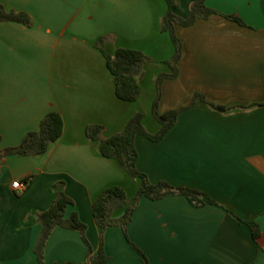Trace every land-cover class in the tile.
<instances>
[{
  "label": "crops",
  "instance_id": "crops-1",
  "mask_svg": "<svg viewBox=\"0 0 264 264\" xmlns=\"http://www.w3.org/2000/svg\"><path fill=\"white\" fill-rule=\"evenodd\" d=\"M187 18L196 0H176ZM7 10L26 12L32 25L0 21V151L19 145L42 119L58 111L62 137L42 155L0 161V264H39L34 247L42 226L37 215L59 191L74 200L87 225L89 244L75 229L57 226L45 246L46 264H93L101 230L93 202L111 186L133 198L141 186L118 162L104 157L86 136L90 124L104 126V137L121 131L137 112L157 133L151 114L155 80L168 72L174 54L169 33L161 32L167 0H0ZM222 14H236L241 26L222 15L176 26L183 54L179 75L162 84V112L182 107L201 93L221 111L199 101L183 111L158 142L137 135V166L153 183L166 181L205 193L217 204L193 205L180 194L152 200L143 196L127 233L150 264H264V0H207ZM136 49L154 61L145 65L141 96L117 97L102 51ZM36 175L24 189L13 182ZM62 186V189H60ZM122 210L114 215L121 216ZM248 222H255V240ZM106 264H143L119 226L108 227Z\"/></svg>",
  "mask_w": 264,
  "mask_h": 264
},
{
  "label": "trees",
  "instance_id": "trees-1",
  "mask_svg": "<svg viewBox=\"0 0 264 264\" xmlns=\"http://www.w3.org/2000/svg\"><path fill=\"white\" fill-rule=\"evenodd\" d=\"M167 3L168 9L161 19L160 30L170 34L175 50L172 58L168 61L171 72L161 73L155 80L158 93L152 105V114L161 125L159 131L157 133L147 131L144 126L145 114L141 112L135 113L121 131L110 137H104L103 125L90 124L86 127L87 138L98 143L99 151L104 157L116 160L131 177L141 179V186L133 199L129 198L123 187L115 185L104 189L93 202V216L101 230L99 254L93 255L91 248L88 252V259L93 264H106L109 261V256L104 250V236L107 228L111 226L121 227L127 240L141 254L143 264H150L148 257L129 240L127 233L134 212L143 196L157 200L168 195L180 194L186 196L195 206H202L208 203L218 205L215 200L200 190L185 186L173 187L166 181L151 182L148 175L139 170L137 166L138 152L135 146V139L137 135H143L154 142L161 141L177 124L179 115L199 101L209 103L221 111L227 110L225 106L208 102L201 93H197L192 103L188 106L164 112L160 110L159 102L164 80L173 79L179 75V62L183 54V45L176 33V26L188 27L199 19H208L215 14L222 15L241 26H247V24L236 14H222L209 7L207 0H196L191 5L190 15L187 18L181 17L176 13L175 9L178 5L176 0H167ZM0 21L19 22L27 26L32 25V19L28 13L7 10L3 5H0ZM103 41V38H99L96 46L102 51L106 59L107 68L115 84L117 97L128 102L137 101L141 96V79L145 71V65L153 61V59L143 51L122 47L117 48L113 54L107 53L102 47ZM64 126V119L60 112H49L42 119L39 129L29 131L19 145L1 150L0 161L4 157H36L46 153L49 147L62 137ZM35 178L36 175H29L26 177L25 182L31 184ZM74 203V200L62 190L58 192L52 205L37 215L38 222L42 226L34 247V253L39 264H46L44 259L45 246L57 226L78 230L85 242L89 244L86 237L87 225L80 220L76 212L68 215V208ZM117 210L123 211L119 217L114 215ZM248 224L253 238L258 240L260 237L258 224L255 222H248Z\"/></svg>",
  "mask_w": 264,
  "mask_h": 264
},
{
  "label": "rangeland",
  "instance_id": "rangeland-1",
  "mask_svg": "<svg viewBox=\"0 0 264 264\" xmlns=\"http://www.w3.org/2000/svg\"><path fill=\"white\" fill-rule=\"evenodd\" d=\"M148 55V54H147ZM148 56H150V55H148ZM151 57V56H150ZM152 58V57H151ZM153 59V58H152ZM153 61H154V59H153ZM169 61V60H168ZM168 61H160L159 63L163 66H165V65H167V67H169L168 69H169V71L168 72H171V67L169 66V64H168ZM164 73H166V72H164ZM167 80V79H166ZM165 81V80H164ZM156 85V84H155ZM162 88V87H161ZM157 93H158V88H157V85H156V96H157ZM196 95V94H195ZM194 95V96H195ZM194 96L191 98V100L188 102V103H186L185 105H183V106H188V105H190L191 103H192V101H193V98H194ZM156 98V97H155ZM155 100V99H154ZM154 102V101H153ZM152 105H153V103H152ZM159 106H161V99H160V102H159ZM182 106V107H183ZM151 114H152V109H151ZM153 115V114H152ZM153 118L155 119V117L153 116ZM156 120V119H155ZM140 179V178H139ZM141 180V179H140ZM139 190V189H138ZM137 190V191H138ZM127 192V191H126ZM136 193L137 192H135L134 193V195H133V198H134V196L136 195ZM128 195V194H127ZM129 196V195H128ZM133 198H131L130 197V199H133Z\"/></svg>",
  "mask_w": 264,
  "mask_h": 264
},
{
  "label": "built area",
  "instance_id": "built-area-1",
  "mask_svg": "<svg viewBox=\"0 0 264 264\" xmlns=\"http://www.w3.org/2000/svg\"><path fill=\"white\" fill-rule=\"evenodd\" d=\"M27 186V183L22 180H16L13 182V187L15 189H24Z\"/></svg>",
  "mask_w": 264,
  "mask_h": 264
},
{
  "label": "water",
  "instance_id": "water-1",
  "mask_svg": "<svg viewBox=\"0 0 264 264\" xmlns=\"http://www.w3.org/2000/svg\"><path fill=\"white\" fill-rule=\"evenodd\" d=\"M62 189V186H60V189L59 190H61Z\"/></svg>",
  "mask_w": 264,
  "mask_h": 264
}]
</instances>
